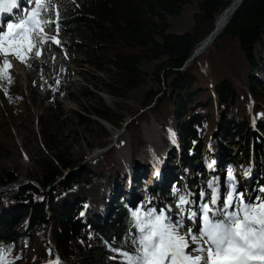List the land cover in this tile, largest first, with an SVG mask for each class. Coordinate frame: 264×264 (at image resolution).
Wrapping results in <instances>:
<instances>
[{
  "label": "trees",
  "instance_id": "trees-1",
  "mask_svg": "<svg viewBox=\"0 0 264 264\" xmlns=\"http://www.w3.org/2000/svg\"><path fill=\"white\" fill-rule=\"evenodd\" d=\"M191 1L54 0L60 12L61 44L46 45L30 68L22 63L35 93L41 78L67 64L63 51L79 35L75 42H80L88 63L105 71L101 88L114 100L110 107L95 92L85 112L117 127L127 91L144 81L139 64L158 59L154 73L161 87L148 95L143 106L148 105L159 125L163 119L170 121L171 114L179 119V135L189 149L182 154L183 176L177 182L182 189L189 188V172L196 163L207 167L215 158L221 138L234 146L223 160L226 167L264 163V86L254 84L261 83L255 74L264 71V0H241L204 49L188 59L230 0H197L191 25L181 32L169 31L166 17L177 16ZM256 47L259 56L254 55ZM38 119L40 151L27 170V181L13 185L18 170L0 168L3 258L8 264H55L57 259L59 264H123L113 249L121 248L128 234L136 231L133 211L154 209L150 191L140 184L145 201L125 202L126 170L115 165L110 147L103 151L100 165H80L59 179L78 163L69 158L65 139ZM138 169L133 163L129 170L139 174ZM87 172L101 179L100 198L81 190L67 192ZM198 178L204 184L203 170Z\"/></svg>",
  "mask_w": 264,
  "mask_h": 264
},
{
  "label": "rangeland",
  "instance_id": "rangeland-1",
  "mask_svg": "<svg viewBox=\"0 0 264 264\" xmlns=\"http://www.w3.org/2000/svg\"><path fill=\"white\" fill-rule=\"evenodd\" d=\"M196 1L185 3L177 16L166 17L169 31L181 32L191 25L192 13L197 8ZM26 10L27 8L24 14L17 17V21L27 14ZM7 24L4 27L7 28ZM6 28H4L5 31ZM76 37L78 40L81 38L79 35L71 38L68 48L63 51L67 64L57 67L48 78H41L37 86L38 91L35 93L29 89V82L22 63L12 59L16 66L15 69L10 70L13 82L10 84L0 82V168L18 170L20 175L13 185L27 181V170H31L34 159L40 151L38 144L40 136L38 118L40 116L41 121L47 124L53 135L65 139L70 145L69 158L78 163V166L75 165L69 169L70 171L66 170L64 174H61L59 179H62L68 172L77 170L80 165L89 167L100 165L104 158L103 151L110 147L111 157L120 169L125 171L133 163L139 166L140 174L144 176L143 184L147 185V190L150 191L148 198L150 197L151 205L157 214L161 209H165L173 222L178 215L182 216L184 227L180 229L181 233L191 228L193 234H197L198 229L202 227L200 206L205 202L210 204L211 194L215 190L220 197L215 207H220L228 193L231 192V182L228 179V171L231 168L226 167L223 160L226 155L232 154L234 146L229 139L221 138L219 151L214 152L215 158L209 162L207 167L196 163L194 168L190 169L189 188L178 187L177 182L183 176L182 154L189 152L179 135V119L171 114L170 121L163 119V124L159 125L150 114L148 105L143 106L148 95L157 92L161 87L154 73L155 64L159 60L152 59L139 64V67L145 71L144 81L127 91L119 111L123 118L119 126L113 127L108 122L85 112V107L95 100L93 97L95 92L110 107H113L114 100L101 88L100 77H104L105 71L97 69L85 60L83 47L79 44L80 42H75ZM260 54V49L256 47L254 55L259 56ZM255 75L261 83L254 81V84L264 86V71L259 70ZM57 80H59L58 85ZM165 87L168 89L167 84ZM239 103L238 100L237 104ZM115 135H118L117 138ZM156 162L159 164V176L162 178L159 184L163 182L161 185H166L165 181L173 177V181L167 188H161L163 189L161 193L159 192L160 185L151 183L153 175L150 168ZM166 164L167 169L162 171ZM202 170L205 172L204 184L198 178ZM232 170L236 177V190L243 192L245 199L250 189L257 193L255 197H264V193L259 191L260 188H264V163L262 161L249 163L245 167ZM130 174L134 175L133 171H130ZM246 174L253 177V182L246 180L248 177L245 176ZM138 180L137 176L134 177L129 185ZM158 180L160 179L156 181ZM240 181L243 184L239 185ZM210 183L212 187H209ZM124 188H126L125 184ZM100 189L101 179L87 172L77 177L72 188L67 192L81 190L95 199L102 196ZM135 190L138 194L137 199L127 203L145 201V191L142 192L138 186ZM156 190L159 194L154 193ZM181 196L186 198L190 196L188 199L190 203L182 209L178 207ZM252 197L255 198L253 193ZM1 202L4 203L3 200ZM168 208L171 209L170 213L167 212ZM231 210L234 209H229ZM191 212L197 213V217L190 218ZM192 220L195 221V226Z\"/></svg>",
  "mask_w": 264,
  "mask_h": 264
},
{
  "label": "snow or ice",
  "instance_id": "snow-or-ice-1",
  "mask_svg": "<svg viewBox=\"0 0 264 264\" xmlns=\"http://www.w3.org/2000/svg\"><path fill=\"white\" fill-rule=\"evenodd\" d=\"M28 3L32 6L23 18L8 23L6 31L0 29V82H13L12 59L30 68L31 61L44 54L46 45L61 44L60 12L54 0H28ZM16 7L17 0H0V13ZM228 179L231 192L222 206L215 207L220 199L215 190L210 204L200 206L202 227L197 234L191 228L181 233L182 216L178 215L173 222L165 209L159 214L155 209L147 213L137 209L131 214L136 231L130 232L121 248L113 251L119 253L123 264H264V197L249 195L246 201L245 194L236 190L232 169L228 171ZM259 191L264 193V188ZM188 203L181 196L178 207L182 209ZM196 217L197 213H190V218ZM4 251L0 247V264H8L2 255ZM55 264H59L58 259Z\"/></svg>",
  "mask_w": 264,
  "mask_h": 264
},
{
  "label": "bare ground",
  "instance_id": "bare-ground-1",
  "mask_svg": "<svg viewBox=\"0 0 264 264\" xmlns=\"http://www.w3.org/2000/svg\"><path fill=\"white\" fill-rule=\"evenodd\" d=\"M234 1H236V0H234ZM234 5V2H231L226 8H224L223 9V11L219 14V16L216 18V23H215V29H214V35L217 33V31L223 26V24L225 23V21H226V19H227V17H228V15L230 14V10H231V8H232V6ZM31 7V5L28 3V0H17V7L16 8H14L11 12H7V13H0V29H3L4 31H5V29L4 28H6V27H4V24L1 22L5 17H9L10 18V20L12 21L11 23H15V22H18L17 21V17H20L21 15L20 14H24L25 13V9L26 8H30ZM23 16V15H22ZM20 19V18H19ZM18 19V20H19ZM8 22V21H7ZM7 29V28H6ZM14 60H18V59H14ZM12 64H13V67L11 68V69H15L16 68V66H15V64H14V62H13V60H12ZM116 136V138H117V136L118 135H115ZM166 167H165V169H163L162 171H164V170H166L167 169V164L165 165ZM157 167H158V165H157ZM153 169H154V166L152 165L151 166V168H150V172H151V174L154 176V174H153ZM160 169H162V168H160ZM247 170V169H246ZM252 171V170H251ZM167 172V171H166ZM244 172H249V171H244ZM163 173H165V172H163ZM162 173V174H163ZM251 174V173H250ZM250 174H246L245 176H248L247 178H246V180H248V181H250V183L251 182H253V177H251L250 176ZM157 173H155V180H154V182H151L152 184H156V183H158L159 184V182L161 181V179L162 178H160L161 176H159L158 175V177H157ZM249 177H250V179H249ZM160 179V180H158V181H156V179ZM243 178H244V175H243ZM143 179H144V177H143ZM153 179V177L151 176V180ZM145 181H147L146 179H145ZM165 181V180H164ZM173 181V177H171V179L170 180H168V181H165V182H167V184L166 185H161L163 182H161L159 185H160V188H167V186L171 183ZM133 183V182H132ZM241 184H243V182H241L240 181V183H239V185H241ZM254 184H255V182H254ZM131 185V184H130ZM128 186L127 188H129L128 189V194L129 195H131L130 196V199H132V197L133 196H138V194H137V192L134 190V189H132V187L131 186ZM159 187V186H158ZM131 188V189H130ZM251 191V196H252V193L254 194V197L257 195V193L256 192H254L252 189H250ZM131 191H133V192H131ZM249 192V193H250ZM249 193H248V195H247V199H248V196H249ZM125 194H126V192H125ZM189 197L190 196H188L187 197V199H189ZM247 199H245L246 201H247ZM217 203H219V202H217ZM186 206V204L185 205H183L182 206V208H184ZM218 207V206H217ZM192 222L194 223V226H195V221L194 220H192ZM198 224V223H197ZM196 224V225H197Z\"/></svg>",
  "mask_w": 264,
  "mask_h": 264
},
{
  "label": "water",
  "instance_id": "water-1",
  "mask_svg": "<svg viewBox=\"0 0 264 264\" xmlns=\"http://www.w3.org/2000/svg\"><path fill=\"white\" fill-rule=\"evenodd\" d=\"M240 1L241 0H236V1L230 0L229 1L228 4H230L231 2H234V5L232 6L230 13H232V11L238 6ZM228 4L226 6H228ZM226 6H224L223 8H226ZM215 23H216V19H214L213 21V26L211 30L200 41H198L197 45L192 49L191 53L188 55V59L198 54L200 51H202L204 47L209 43V41L213 38L214 29L216 27Z\"/></svg>",
  "mask_w": 264,
  "mask_h": 264
}]
</instances>
